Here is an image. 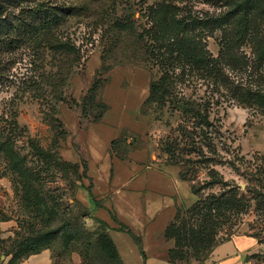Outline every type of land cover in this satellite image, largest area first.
I'll list each match as a JSON object with an SVG mask.
<instances>
[{
    "label": "rangeland",
    "instance_id": "obj_1",
    "mask_svg": "<svg viewBox=\"0 0 264 264\" xmlns=\"http://www.w3.org/2000/svg\"><path fill=\"white\" fill-rule=\"evenodd\" d=\"M127 1L89 3L88 0H9L6 3L1 18L5 23H11V32L0 25V116L10 115V112L16 110L20 125L27 127V135L18 137L22 153L29 155L25 148L27 136L36 140L46 150L54 145V139L58 135L44 121L46 114H54V105L58 111L57 117L67 130L66 140L59 142L61 159L79 161V164L84 161L89 163L91 174L98 181L103 175H112L114 170L120 174L118 171L121 162L117 160L113 165L115 156L111 153L112 144L111 147H106V138L110 132L115 133L117 138L125 132L127 143L133 145L132 150L139 151L135 157H140V164L133 167L124 164L123 168L131 167L129 170H132V175L135 176L147 175L148 182L155 172L145 170L147 165L142 163L146 162L161 168V176L166 184L172 185L177 178L171 170L167 171L163 167L176 166L181 171L187 170L189 177L195 179V183L208 181L209 169H215L223 176L224 181L229 183V188H240L245 193L247 185L257 187L258 182L250 181V177L257 169L263 167L264 170V113L240 106L236 100L228 98L224 90L214 91L213 85L195 75L186 77L185 82H180L176 91L179 95L196 100L204 106L206 112L210 113V125H196L194 118L186 117L170 104L157 105L158 101L152 106H144L145 114L140 113L149 95L150 80L160 76L158 67L153 66V62L148 64L144 54L136 58L131 50L125 52L124 43H118L115 47L118 34H114L112 22L116 19L115 15H122L126 10H130L133 12L132 20L143 26L147 20L142 19V16L147 7L158 0H131V3L126 4ZM222 4L223 0H184L180 8L183 14L202 17L220 13L223 10ZM49 7L55 8L62 19L54 28L57 39H69L78 47V60L74 57L71 59L76 64L64 88L65 101L57 103L49 101L50 95H47L46 99L40 98L30 89L35 81L43 83V77L50 71L56 72L63 60V57L55 59L49 47L45 50L42 47L44 41L41 45L35 42L36 35L42 33L40 23L45 19V8ZM36 11L38 14H35ZM31 13H34L33 16ZM20 25H24L21 30L17 29ZM34 26L38 33L35 32ZM220 37L219 31L213 35L207 32L206 45L213 57L219 55ZM112 46L115 49L113 47L112 52H109ZM242 51L252 58L250 49L244 47ZM103 59H106L107 65L117 66L104 75L110 83L100 90L98 96V100L100 98L110 106L106 120L100 125H93L91 132L90 128H87V139L93 140L92 150L86 139V127L90 123L82 117L79 105L88 94L103 65ZM224 72L234 80L250 82L252 79L249 73L233 71L229 66L225 67ZM193 139L197 143L195 146H192ZM170 143H173L172 147L175 146L173 154L166 150V145ZM106 152L108 156L105 157ZM31 163L34 161L31 160ZM122 174L125 175V172ZM259 174L262 175L263 172ZM82 177L77 175L67 178L57 172L48 185L50 191H55L51 192L52 195L58 201L61 198L63 220H67V223L70 221L69 226L63 228L59 222L52 225L62 229L52 245V264H107L100 244L97 243L96 237L91 235L96 232L98 225L94 223L93 216L106 220L111 216L107 211L99 212L100 208L95 205L87 191L93 184L92 179ZM188 183L191 187L193 182ZM166 184L163 190H172L168 189ZM75 186H78V189ZM17 188L21 189L12 174L0 179V219L15 223L12 234L0 238V241H4V244L0 245V264H8L11 260L12 255L6 257L5 252L10 251L18 232L24 235L32 224L39 227L40 214L31 212L30 207L24 205L22 194L16 191ZM181 189L179 199L185 206L179 205L178 208L187 211L198 197L188 188ZM222 189H225L224 184L215 186L212 191L220 192ZM157 191L154 195L150 191L143 192L148 208L140 218H136L131 211H117L124 219L118 224L127 226L141 238L142 250L145 253L144 256L128 233H113V239L120 250L137 255L131 258L130 264H158L151 254L154 244L159 243L157 237L163 235L166 214L158 215L156 210L162 204L176 202L178 199L171 194L163 198ZM209 191L206 190L205 194ZM131 193L132 191L128 190L123 195ZM131 195L139 196L137 191ZM108 206L113 207L111 203H108ZM254 218L252 213L244 215L237 232H257V227L252 229ZM152 221L155 222L151 223ZM82 232H85L86 236H83ZM72 234L75 236L72 237ZM91 238L93 240L89 243Z\"/></svg>",
    "mask_w": 264,
    "mask_h": 264
},
{
    "label": "trees",
    "instance_id": "obj_2",
    "mask_svg": "<svg viewBox=\"0 0 264 264\" xmlns=\"http://www.w3.org/2000/svg\"><path fill=\"white\" fill-rule=\"evenodd\" d=\"M8 1L0 0V25L11 32V23H5L6 21L1 18ZM88 1L114 3L118 0ZM183 2L184 0H158L155 4L149 5L142 16V19L147 20L143 26L132 20L133 12L130 10H126L122 15H115L116 19L112 22V30L114 34H118L115 47L118 43H124L125 52L131 50L136 58L144 54L148 64L153 62V66L158 67L160 76L158 79L150 80L149 95L141 108V113L145 114L144 106H152L158 101L157 105L170 104L186 117L194 118L196 125L209 124L210 113L206 112L205 107L196 100L179 95L176 91L179 83L185 82L186 77L191 75L208 81L213 85L214 91L224 90L228 98L236 100L240 106L264 113V0H223V10L220 13L202 17L181 13L180 4ZM129 3L131 0L126 2ZM33 14L31 13V16ZM35 14H38V11ZM45 14V19L40 23L42 33L36 35L35 42L41 45L44 41L42 47L45 50L49 47L55 59L63 57V60L56 72L50 71L43 77V83L35 81L30 89L40 98L46 99L47 95H50L49 101L64 102V88L76 64L71 59L74 57L78 60V47L69 39H57L54 28L62 22L60 13L49 7L45 8ZM22 26L24 25L17 29L21 30ZM33 28L38 33L36 27ZM216 31L221 33V49L218 57H213L207 49L206 38L207 32L213 35ZM113 47L109 52H112ZM244 47L252 51V58L242 51ZM143 61L145 62L144 59ZM106 63V59H103V65L95 76L88 94L79 105L82 117L90 124L101 123L110 110L107 103L102 102L100 98L98 100L100 90L110 83L104 75L117 66ZM226 66L233 71L249 73L251 81L234 80L225 74ZM52 108L54 114H46L44 121L58 135L54 139V145L46 150L36 140L27 136L25 148L30 156L24 155L19 146L18 137L27 135V127L20 125L18 112L14 110L10 115L0 116V179L12 174L21 188H17L16 191L21 192L24 205L30 207L31 212H38L41 216L38 220L39 227L32 224L24 235L19 232L16 234L17 239L13 240L10 251L5 252L6 257L12 255L8 264H22L31 256L46 250L52 252V245L58 238L61 228L69 226L70 221L67 223V220L64 221L62 218L61 198L58 201L51 193L55 191L48 189L54 175L59 172L67 178L77 175L88 178L87 162L79 164L61 159L59 142L66 140L67 130L56 115L58 112L56 107L52 105ZM127 142L128 137L122 132L120 138L112 142L111 153L122 160H127L129 153L133 151L132 143ZM172 144L166 145V150L173 154L175 146L172 147ZM192 144L197 145L195 139L192 140ZM29 159L34 163L30 164ZM168 164L172 165L169 162ZM260 172L263 174H259ZM208 176L209 180L200 184L189 177L187 170L180 172L183 181L193 182L191 191L198 199L187 208V211L178 208L174 220L165 230V239L174 242V246L165 255L169 264H191L194 261L205 264L219 245L231 240L243 222L244 215L249 213L255 215L252 229L255 230L257 227L260 230L252 235L260 243H264L263 167L257 169L250 177V181H257L258 186L247 185L245 193L240 188H229V183H226L215 169H209ZM221 184H224L225 189L220 192L212 191L215 186ZM75 187L78 189V186ZM206 190H210L207 195ZM87 191L95 205L101 208L91 188ZM113 219L118 222L116 217L113 216ZM93 220L98 225L96 232L91 236L96 237L107 264H124L114 240L109 235L112 230L131 235L145 256L141 238L130 228L119 225L118 229H112L106 221L98 217L93 216ZM58 222L62 223L61 228L52 227ZM82 234L86 236L85 232ZM73 236L75 235L72 234ZM92 240L89 239V243ZM3 244L4 241H0V245ZM254 257L264 260V256Z\"/></svg>",
    "mask_w": 264,
    "mask_h": 264
},
{
    "label": "crops",
    "instance_id": "obj_3",
    "mask_svg": "<svg viewBox=\"0 0 264 264\" xmlns=\"http://www.w3.org/2000/svg\"><path fill=\"white\" fill-rule=\"evenodd\" d=\"M105 116L102 122L99 123V125L105 122L106 120ZM93 125H98V124H89L86 127V139L89 137V132L87 128H90V132H91V128ZM118 138H120V136ZM118 138L116 137L115 133L110 132L109 137L106 138V143H107L106 147H108L109 145L111 147L112 142L117 140ZM92 141L87 139L88 144H90L91 149L93 150ZM108 150L110 151V149H105V151L107 152ZM105 151L103 153H105ZM137 153H139V151L136 152L135 150L131 151L128 155L127 160H122L114 155L115 158H113L114 160L113 165L117 162V160L121 162L118 171L120 172V174L118 175L117 170L116 171L114 170L112 175L111 173H108L107 175H103L100 177L99 181L96 178H94V176H92L91 165L88 163V177L92 179V183H93L91 185V191L94 194L96 201H98L102 206L99 212L101 211L109 212L111 218L109 220L106 219H102V220L106 221L112 229L119 228L118 223L124 221V219L120 216V214L117 213V211H119L120 213L131 211L136 218H140V216H142L143 213L147 212L148 205L145 204L144 201L145 197L143 195V192L150 191V193L154 195V192L158 190L159 192L157 191L156 193L161 194L163 198L168 194H171L173 197H176L178 199L176 202L174 201L172 203L168 202L162 204L156 210V212L158 211L157 212L158 215L163 216V214H166V220H165V226H164L165 228L163 230V235L161 234L160 237H157L158 239L156 240L159 241V243L154 244V248L151 254L155 262H158V264H169L165 259V255L166 252L174 246V242L167 241L165 239L164 236L165 230L168 227V225L174 220V217L178 210V206L179 205L185 206L184 204L181 203L179 199L182 191L181 188L183 189L188 188L192 193L191 187L187 181H183L181 179L180 177L181 170L177 169L176 166L163 167V169H166L167 171L171 170V172L174 173L175 177L177 178L175 179V181H173L172 185L169 183L166 184L164 182V179L162 178L163 174L161 172L160 167H156L155 165H149L147 164V162L142 163L145 166L147 165L145 167V170L148 171L154 170L155 172L154 173L155 175H152V178L149 182H148L149 177L147 178V175H144L143 177L138 175L136 176L132 175V170H129L131 167H129V169L126 167L123 168V165L126 164L132 167L138 166L140 164L138 160L140 159V157H135ZM104 155L106 157L108 156V153ZM71 163H79V161L71 162ZM154 163L156 164V162ZM123 172H125V175L122 174ZM165 184L168 185V189H172V190H163ZM185 185L187 187H185ZM128 190L132 191V193L137 191L140 197L139 196L135 197L134 195H131L132 193L129 195H123L124 192L127 193ZM139 198L141 200H139ZM108 203H111L113 207L108 206ZM113 216L116 217L118 222H116L113 219ZM154 222L155 221H152L151 223ZM14 228H15L14 222L12 221L4 222L0 219V238H4L11 235ZM119 232L120 231L112 230L109 232V235L113 239V235H114L113 233H119ZM116 246L124 264H130L129 262L131 258L137 256L131 254V252H123L122 250H120L117 244ZM255 255L264 256V243H260V241L252 234H241V232H237L231 238V240L219 245L211 254V256L209 257V259L206 261L205 264H264V260L255 258L254 257ZM52 262H53L52 252L50 250H46L41 254L31 256L29 259L25 260L22 264H52ZM191 264H198V263L194 261Z\"/></svg>",
    "mask_w": 264,
    "mask_h": 264
}]
</instances>
